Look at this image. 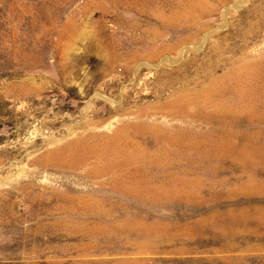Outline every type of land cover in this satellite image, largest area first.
Instances as JSON below:
<instances>
[{"label": "rangeland", "instance_id": "374dc122", "mask_svg": "<svg viewBox=\"0 0 264 264\" xmlns=\"http://www.w3.org/2000/svg\"><path fill=\"white\" fill-rule=\"evenodd\" d=\"M0 264H264V0H0Z\"/></svg>", "mask_w": 264, "mask_h": 264}, {"label": "bare ground", "instance_id": "6f19581e", "mask_svg": "<svg viewBox=\"0 0 264 264\" xmlns=\"http://www.w3.org/2000/svg\"><path fill=\"white\" fill-rule=\"evenodd\" d=\"M239 109L238 105H234L232 108H230L231 112H236V110ZM228 111V110H227ZM229 112V111H228ZM226 113V112H225Z\"/></svg>", "mask_w": 264, "mask_h": 264}]
</instances>
